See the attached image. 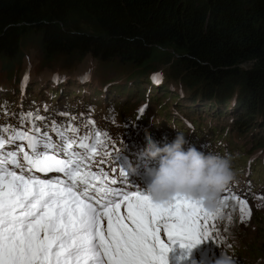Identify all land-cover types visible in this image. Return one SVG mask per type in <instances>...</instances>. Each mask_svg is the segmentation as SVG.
Instances as JSON below:
<instances>
[{
    "label": "trees",
    "instance_id": "16d2710c",
    "mask_svg": "<svg viewBox=\"0 0 264 264\" xmlns=\"http://www.w3.org/2000/svg\"><path fill=\"white\" fill-rule=\"evenodd\" d=\"M30 51L38 57L23 69ZM88 60L121 68L125 76L117 77L124 80L110 85L134 106L144 98L171 106L152 93L153 82L151 90L136 85L159 74V92L173 95L166 84L175 83L189 103L174 104L178 113L201 123L215 115L202 108L224 105L218 113L225 111L230 125L248 130L256 120L264 128V0H0V72L22 73L13 84L31 72L56 70L66 81L56 91L70 96V69ZM38 85L26 79L27 95L39 96L31 94ZM172 128L166 126L165 133Z\"/></svg>",
    "mask_w": 264,
    "mask_h": 264
},
{
    "label": "snow or ice",
    "instance_id": "6c2138e0",
    "mask_svg": "<svg viewBox=\"0 0 264 264\" xmlns=\"http://www.w3.org/2000/svg\"><path fill=\"white\" fill-rule=\"evenodd\" d=\"M20 138L33 149L24 155L28 167L9 171L13 153L0 160V264H167L171 244L191 248L209 237L214 217L197 200L177 195L161 204L139 190L105 187L107 202L94 207L88 189L79 191L88 174L77 161L45 154L58 150L50 143L38 151L33 138ZM33 169L62 172L70 183L38 178Z\"/></svg>",
    "mask_w": 264,
    "mask_h": 264
},
{
    "label": "rangeland",
    "instance_id": "374dc122",
    "mask_svg": "<svg viewBox=\"0 0 264 264\" xmlns=\"http://www.w3.org/2000/svg\"><path fill=\"white\" fill-rule=\"evenodd\" d=\"M27 54V53H25ZM38 57L37 53L30 51V53H28V55H26V62L24 60V64L22 65L23 69L28 68L27 63H32L33 61H36V58ZM80 64H84L82 67ZM76 66H73L70 70L72 71V73H74V78H72V82H74L75 84H77L80 88L79 91L77 92L76 88L74 89L75 91L73 92V95H75V97L77 99H75V101H72L74 98H72L69 100L68 103H64V105H68L70 110L76 109V113H75V118L73 119L75 121V123L77 124V127H79L81 125L82 122H87V121H91L92 119H98L99 116H97V114H91L90 111L86 110V109H79V105L82 99H86V97H91L92 92L88 91L86 89H84L85 85L88 84V82L86 83H81L78 82V80L80 79V74H87L89 76H92V79L98 80V81H102L106 84H110L113 83L116 80H124L123 78H118L117 76H125L124 73H122L121 68H114L115 66L113 64H111V68H109L110 66L107 65H98L96 64L94 61H86L83 63H80ZM81 67V68H80ZM85 68V69H84ZM104 69V71H102V69ZM96 69V70H95ZM102 71V72H101ZM16 75L12 74V73H1L0 72V86H3L4 88L10 87L12 86V88L17 87L16 84L14 83V79L15 81H18V77H20V75L22 73H19L17 71ZM56 70H53L52 72L48 69L43 70L41 73H37V72H31L28 73L26 75V79L33 80V81H37L40 84V87H42V85H50L51 83L49 82V80L51 78H55V77H59L55 74ZM30 74V75H29ZM52 77H48V75H51ZM30 76V77H29ZM76 76V77H75ZM150 81H152V84H157L156 87L157 88L155 91L156 92H152L155 95H158L160 97H164L166 98L168 101H171L174 104H182V105H186V102H183L181 99L182 95H183V91H181L178 86L175 83L172 84H166L167 87H169L171 89V92H174L177 94L178 98L176 97V95L173 93V95H169V94H165L164 92H159L160 89V85L159 84H163L157 81H153L151 79L147 80L146 82H139L138 86L144 88V89H150L153 87L150 85ZM55 85L57 83V81L54 82ZM64 82L61 83H57V84H62L61 87L63 89H65V83ZM21 84V81L19 80L18 85ZM116 84V83H114ZM53 86V85H51ZM87 86H90V84H88ZM177 86V88H176ZM56 87V86H54ZM75 87V86H74ZM148 90V91H150ZM57 93V95L55 96V98L59 96V92H55ZM113 93V92H112ZM123 93L124 97L126 98L128 96V94L124 93L123 91L121 92ZM114 96H116L118 98V100L120 101L121 99L119 98V95L113 94ZM121 95V94H120ZM13 96V94L11 95ZM169 96H174V98H171ZM185 97V96H183ZM16 100H21L23 99L22 96L18 95L15 96ZM64 99L63 98H59L58 101L62 102ZM67 100V101H68ZM98 102V106L103 107L104 104L102 102H104V100L106 101H111L112 99H110V91L107 92V96H102L96 99ZM49 101V100H48ZM48 101H44V105H46V103H48ZM64 102V101H63ZM52 103V101H50V104ZM189 104V103H188ZM195 107H198V103L192 104ZM233 105L232 102H229L228 105V110L230 111V107ZM168 109L172 106L167 105ZM210 108H202L203 110H206L207 112L219 115V116H225L226 114L225 111H222L224 113L219 114L218 113V109L221 111L222 107H224V105H222V107H213L210 105ZM24 106H21L20 110H23ZM160 107L157 106V110H158V114L160 115V117L163 116L164 113H162L159 110ZM170 110V109H169ZM173 110V109H171ZM227 110V112H229ZM49 112V111H48ZM226 112V113H227ZM56 113H52V115H55ZM91 116V117H90ZM121 120H123V118L120 117ZM119 120V119H118ZM118 120L116 118L112 119V121H110L111 123H116L118 122ZM166 121V120H164ZM215 127L216 130H219L220 127L223 126H230L231 123H227L226 120H222V121H217L215 120V118L211 117L209 118V120ZM126 122V120H125ZM183 128H186L187 124L185 123V121H183ZM152 123L154 125H156V121L152 120ZM176 124H179V122H175ZM42 124H44V128H43V136L46 133V129L47 126H49V128H54V124L53 123H47V122H43ZM19 127V125H18ZM232 133L236 134V136L234 137V141L232 143V151L233 154L237 157V161H240L241 159L245 160L246 158H250V157H254L255 155H262L264 156V128H262L261 126H259V122L258 121H253L252 124L250 125L249 129H241L240 127L237 128L236 125L232 126ZM13 129H16V125L13 126ZM88 129L91 131L94 130H98V134H101L103 132V130L101 128H98V126L96 125V122H92L90 125H88V127L86 128V130H84L83 132H78L79 135L85 134L88 132ZM41 135V136H42ZM47 136L52 137L53 133L48 132ZM197 136L203 137L204 135H199L197 134ZM248 136H251V140L250 142L243 144L241 143V141L244 138H247ZM39 140H42V138H40ZM28 143V142H27ZM20 144H23L20 143ZM41 144V142L39 143ZM56 144V143H55ZM41 148H39L38 151H43L44 150V146H40ZM11 149V148H10ZM24 149H20L17 151L18 153V163H21L23 160V152ZM33 149L30 148L29 151H32ZM235 150V151H234ZM231 151V150H230ZM53 152L55 153V151H53V149H47L46 153H50ZM24 163V162H23ZM237 163V162H235ZM28 164H24L23 168H27ZM257 169H259L260 171L262 170L260 168V166L257 167ZM38 173V172H37ZM82 174V172H80ZM60 173L59 172H48V173H43V175L40 176H36L38 178H48L53 180L54 178H56V176H58ZM65 182H69L68 178L66 177ZM255 185V183H254ZM82 185H79V191H81V187ZM233 188L235 186H232ZM230 187V188H232ZM236 187H240V185L237 184ZM229 188V189H230ZM223 215L224 218L223 219H213L211 221V223H214L215 221L218 223H215L214 227H218L219 231L218 234L222 236V238L224 237V235H228L230 242L233 245V248L231 249V253L236 257V260L239 261V263H243V262H254L257 261L258 263H262L264 264V201L263 202H258V201H248V202H244L243 201V211H241L242 209V204L241 201L239 200H235V199H225L223 202ZM121 213L123 214V206L121 208ZM103 226L106 228L107 226V222L104 221L103 222ZM214 244L215 246H219V243L216 241V239H214ZM235 249V250H234Z\"/></svg>",
    "mask_w": 264,
    "mask_h": 264
},
{
    "label": "clouds",
    "instance_id": "9594fccd",
    "mask_svg": "<svg viewBox=\"0 0 264 264\" xmlns=\"http://www.w3.org/2000/svg\"><path fill=\"white\" fill-rule=\"evenodd\" d=\"M144 140L146 148L143 157L156 161L155 167L145 169V175L149 178L145 191L153 202L167 203L180 195L200 202L204 210L214 218H224L221 193L228 184L236 180L231 155L203 153L191 146L185 150V134L178 131L174 139L163 146H158L147 135ZM128 173L135 174L132 168L128 169ZM226 237L224 246L233 247L229 236ZM192 264L196 262L193 261ZM212 264H236V260L234 255L221 250Z\"/></svg>",
    "mask_w": 264,
    "mask_h": 264
},
{
    "label": "bare ground",
    "instance_id": "6f19581e",
    "mask_svg": "<svg viewBox=\"0 0 264 264\" xmlns=\"http://www.w3.org/2000/svg\"><path fill=\"white\" fill-rule=\"evenodd\" d=\"M2 66V65H1ZM96 70V69H95ZM91 77V76H90ZM88 79V77H82V78H80L79 80H78V82H82L83 80H85V79ZM73 84H74V86H75V88H76V84L73 82ZM55 85V84H54ZM54 85L53 86H51V87H46V89L47 90H49L50 92L51 91H53V92H56V88L54 87ZM91 87V86H90ZM108 88L109 89H111L112 88V85H108ZM91 89H92V87H91ZM113 92V93H112ZM112 92H110V96H114L113 94H117V93H120L118 90H114V91H112ZM105 96H107V94L105 95ZM2 99H5V97L4 98H2ZM24 104H26L27 106H30V104L29 103H24ZM55 104H51V106H54ZM80 106V105H79ZM31 107V106H30ZM43 107V106H42ZM81 107V106H80ZM30 108H28L27 109V111L29 110ZM97 116H100V115H97ZM23 121H25L26 120V117L24 116V117H22L21 118ZM31 119H34V118H31ZM36 121H32V123H35ZM10 124V123H9ZM19 127H21L22 126V124L21 123H19ZM137 126H143V124H139V125H137ZM18 129V128H17ZM17 129H11V131H15V130H17ZM32 133H34V131H30V132H28V135H32ZM141 133H143V132H141ZM244 144H246V143H244ZM3 148H8V147H3ZM235 151V150H234ZM225 154H229V155H232L233 154V152H222V155H225ZM116 165H119V164H116ZM125 165V164H124ZM118 171V170H117ZM116 171V173H118ZM108 174V173H107ZM141 180H144V178H141ZM113 181H115V179H113ZM251 182H253V181H251ZM250 182V183H251ZM105 185V184H104ZM233 188V187H232ZM232 188H230V189H228V190H232ZM261 192H263V190H260ZM107 199L106 198H104V201H106Z\"/></svg>",
    "mask_w": 264,
    "mask_h": 264
},
{
    "label": "water",
    "instance_id": "95a60500",
    "mask_svg": "<svg viewBox=\"0 0 264 264\" xmlns=\"http://www.w3.org/2000/svg\"><path fill=\"white\" fill-rule=\"evenodd\" d=\"M262 201H264V199Z\"/></svg>",
    "mask_w": 264,
    "mask_h": 264
}]
</instances>
